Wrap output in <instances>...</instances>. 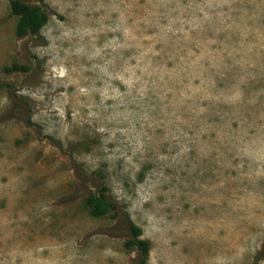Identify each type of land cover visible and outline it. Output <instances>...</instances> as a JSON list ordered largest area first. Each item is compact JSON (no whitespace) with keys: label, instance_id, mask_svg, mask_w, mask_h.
Instances as JSON below:
<instances>
[{"label":"rangeland","instance_id":"374dc122","mask_svg":"<svg viewBox=\"0 0 264 264\" xmlns=\"http://www.w3.org/2000/svg\"><path fill=\"white\" fill-rule=\"evenodd\" d=\"M10 2L0 264H132L100 191L148 264H264V0H31L25 37Z\"/></svg>","mask_w":264,"mask_h":264},{"label":"trees","instance_id":"16d2710c","mask_svg":"<svg viewBox=\"0 0 264 264\" xmlns=\"http://www.w3.org/2000/svg\"><path fill=\"white\" fill-rule=\"evenodd\" d=\"M10 8L11 12L18 17L16 26V35L18 37L38 35L40 30L48 23L49 15L47 11L41 5L32 3L31 0H11ZM7 70L27 71L29 67L26 64H14L12 67L7 68ZM4 85L8 84L0 82V87ZM86 204L93 216L112 214L115 217H123L128 222L130 230V236L126 239L124 245L127 249L137 251L132 264H148L151 242L143 238L142 228L130 219L128 213H121L105 191L87 195ZM263 254L264 246L262 256L258 260L263 258Z\"/></svg>","mask_w":264,"mask_h":264}]
</instances>
